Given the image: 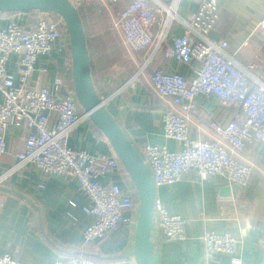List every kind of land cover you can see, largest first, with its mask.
Instances as JSON below:
<instances>
[{
  "label": "crops",
  "instance_id": "0c3cea01",
  "mask_svg": "<svg viewBox=\"0 0 264 264\" xmlns=\"http://www.w3.org/2000/svg\"><path fill=\"white\" fill-rule=\"evenodd\" d=\"M81 3L77 7L87 34L92 76L100 96H110L106 102L108 110L142 155L146 143L177 149V142L165 136L162 122V113L170 107V99L158 96L150 76L156 68H163L192 77L193 68L167 57L163 46L154 52L145 73L131 78L151 49L134 51L124 44L115 18L125 2L111 6L103 0ZM195 5L192 0H180L177 12L187 17ZM263 17L264 0H218V18L209 36L227 40L230 46L227 51L238 65L246 67L256 61L264 80V31L258 28ZM34 18L33 11L0 12V27L11 20L27 24ZM160 27L158 24L153 28L154 34ZM185 30V24L174 22L167 43ZM8 67L17 75L20 73L22 66L16 54L10 56ZM32 84L48 87L60 95L74 90L70 50L57 46L50 55L40 56ZM196 101L199 113L190 124L193 138H208L212 133L210 121L225 123L242 113L239 104H222L214 95H199ZM24 138L23 128L8 129V149L0 153V173L14 162ZM70 144L93 154L115 152L91 119L80 124L70 137ZM236 155L254 169L245 187L231 185L219 174L201 178L193 171L173 185L157 187V197L168 210L186 219L187 237L168 242L153 227L151 239L156 264H231L234 255L241 257L242 264H264V144L252 143ZM117 177L110 174L102 180L115 181ZM41 183L43 187L39 186ZM123 187L132 186L123 184ZM89 205V198L79 190L74 177L44 178L35 166H27L0 185V254L13 253L21 264H54L58 258L78 254L84 228L93 220L84 211ZM206 230L233 233L239 239L236 252H219L207 262L201 239ZM134 239L135 223H124L107 240H95L86 253L102 262L125 261L133 250Z\"/></svg>",
  "mask_w": 264,
  "mask_h": 264
},
{
  "label": "built area",
  "instance_id": "2783aa9c",
  "mask_svg": "<svg viewBox=\"0 0 264 264\" xmlns=\"http://www.w3.org/2000/svg\"><path fill=\"white\" fill-rule=\"evenodd\" d=\"M103 1L114 5L125 2L115 23L124 44L134 51L151 49L131 78L142 76L154 52L163 46L167 57L194 70V76L187 77L178 71L156 68L150 76L158 96L170 99V107L162 113L164 134L178 144L175 150L163 144L146 143L143 147L141 155L156 186L173 185L192 171L201 178L219 174L231 185L247 186L254 169L236 154L252 143L264 144V80L256 61L242 67L228 53L227 40L210 38L209 32L218 18V0H192L196 7L187 17L177 12L180 0ZM33 12L35 18L30 23L11 20L0 27V153L7 152L8 129L25 130L23 147L15 154L14 162L0 173V185L29 165L35 166L44 178L74 177L79 190L90 200L84 211L93 220L84 228L80 252L58 258L54 264H138L134 255L125 261L102 262L86 253L95 240H107L122 224L136 223L139 198L131 176L115 152L93 154L70 144V137L80 124L90 119L75 91L60 95L48 87L32 84L40 56L50 55L57 46L70 50L65 20L52 11ZM174 22L185 24L186 30L167 43ZM158 24L160 30L154 34L153 28ZM258 28L264 31V17ZM12 54L18 56L22 66L18 75L8 67ZM199 95H214L225 105L239 104L242 113L225 123L210 121L211 135L206 139L193 138L190 124L199 113ZM110 174L118 179L104 182L102 178ZM123 184L132 187L127 189ZM153 227L168 242L187 237L186 219L172 214L158 197ZM201 239L207 262L219 252L234 254L239 245V239L228 230H206ZM0 264L21 263L13 253L4 252L0 254ZM231 264H242L241 257L234 255Z\"/></svg>",
  "mask_w": 264,
  "mask_h": 264
},
{
  "label": "water",
  "instance_id": "95a60500",
  "mask_svg": "<svg viewBox=\"0 0 264 264\" xmlns=\"http://www.w3.org/2000/svg\"><path fill=\"white\" fill-rule=\"evenodd\" d=\"M52 11L66 22L70 37L72 75L76 96L94 125L109 139L115 153L132 178L139 198L135 223L134 255L138 264H156L151 234L157 186L145 159L106 106L92 76L84 22L72 0H0V12ZM227 193L230 191L226 189Z\"/></svg>",
  "mask_w": 264,
  "mask_h": 264
},
{
  "label": "rangeland",
  "instance_id": "374dc122",
  "mask_svg": "<svg viewBox=\"0 0 264 264\" xmlns=\"http://www.w3.org/2000/svg\"><path fill=\"white\" fill-rule=\"evenodd\" d=\"M72 1L74 2V4H75L76 6L78 5V7H79V6L81 7V6H82V3H81V2L84 1V0H72ZM104 3H105V2H104ZM105 4H107V3H105ZM111 5H114V4H110L109 6H111ZM115 5H116V4H115ZM109 6H108V7H109ZM120 7H122V4H120ZM118 8H119V7H118ZM119 9H120V8H119ZM111 10H112V9H111ZM119 11H120V10H118L117 13H119ZM113 14L115 15L114 12H113ZM117 20H118V16H116V18H115V23L117 22Z\"/></svg>",
  "mask_w": 264,
  "mask_h": 264
}]
</instances>
